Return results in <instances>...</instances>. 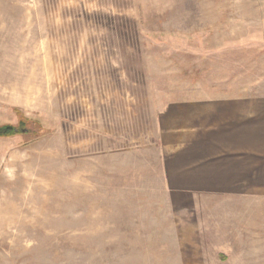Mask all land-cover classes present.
<instances>
[{"label":"rangeland","instance_id":"rangeland-1","mask_svg":"<svg viewBox=\"0 0 264 264\" xmlns=\"http://www.w3.org/2000/svg\"><path fill=\"white\" fill-rule=\"evenodd\" d=\"M18 115L0 264H264V0H0Z\"/></svg>","mask_w":264,"mask_h":264},{"label":"trees","instance_id":"trees-1","mask_svg":"<svg viewBox=\"0 0 264 264\" xmlns=\"http://www.w3.org/2000/svg\"><path fill=\"white\" fill-rule=\"evenodd\" d=\"M17 117L15 124L9 122L0 124V138L24 134L38 135L42 128L39 121L29 120L26 117L24 118L23 115H18Z\"/></svg>","mask_w":264,"mask_h":264},{"label":"crops","instance_id":"crops-1","mask_svg":"<svg viewBox=\"0 0 264 264\" xmlns=\"http://www.w3.org/2000/svg\"><path fill=\"white\" fill-rule=\"evenodd\" d=\"M246 104H247V102H246ZM250 105V110H252V108H253V106H252V104H249ZM251 106H252V108H251ZM241 108V107H240Z\"/></svg>","mask_w":264,"mask_h":264}]
</instances>
